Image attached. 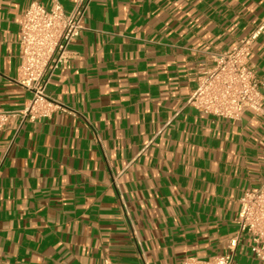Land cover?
<instances>
[{"label": "crops", "instance_id": "crops-1", "mask_svg": "<svg viewBox=\"0 0 264 264\" xmlns=\"http://www.w3.org/2000/svg\"><path fill=\"white\" fill-rule=\"evenodd\" d=\"M0 0V264H183L230 253L244 191L264 186V115L197 110L198 77L260 27L264 0H93L47 96L24 115L20 23ZM70 12L77 0H57ZM264 107V102H263ZM233 264H264L243 236Z\"/></svg>", "mask_w": 264, "mask_h": 264}, {"label": "built area", "instance_id": "built-area-1", "mask_svg": "<svg viewBox=\"0 0 264 264\" xmlns=\"http://www.w3.org/2000/svg\"><path fill=\"white\" fill-rule=\"evenodd\" d=\"M93 0H77L70 12L59 1L50 8L33 2L20 23V67L18 83L32 93L24 115L30 119L49 117L59 105L47 96L48 86L60 67L69 60V48L83 30V22ZM263 27L240 40L228 51L208 55L214 65L201 73L190 104L216 117L239 121L253 111L264 115V96L259 90L255 70L249 65V52ZM10 114L0 113V131ZM237 218L238 234L230 242V253L206 261L187 258L183 264H233L243 236L250 237L251 249L264 263V186L244 191ZM105 264H114L107 261Z\"/></svg>", "mask_w": 264, "mask_h": 264}]
</instances>
